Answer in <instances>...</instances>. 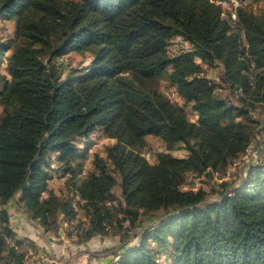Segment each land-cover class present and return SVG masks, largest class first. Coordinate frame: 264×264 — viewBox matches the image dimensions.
Masks as SVG:
<instances>
[{"label":"trees","instance_id":"trees-1","mask_svg":"<svg viewBox=\"0 0 264 264\" xmlns=\"http://www.w3.org/2000/svg\"><path fill=\"white\" fill-rule=\"evenodd\" d=\"M218 1L0 0V17L14 20L20 38L8 56L11 46L0 40V205L20 194L49 228L56 214L81 207L89 214L81 240L115 221L136 226L143 213L156 216L139 242L120 248L119 264H264V163L250 165L215 201L204 188L183 187L188 173L212 175L243 154L257 129L250 112L264 107V70L248 74L252 63L264 68V13L239 7L245 45ZM176 36L190 46L172 55ZM72 50L92 59L65 73L59 60ZM218 62L245 106L205 76L203 63ZM161 78L196 120L159 88ZM97 130L113 143L85 170L88 148L77 140ZM148 135L165 143L154 162L142 151ZM181 143L188 154L176 156ZM53 163L68 175L72 196L50 187ZM0 213V264H23L25 252L7 242L9 213Z\"/></svg>","mask_w":264,"mask_h":264},{"label":"rangeland","instance_id":"rangeland-1","mask_svg":"<svg viewBox=\"0 0 264 264\" xmlns=\"http://www.w3.org/2000/svg\"><path fill=\"white\" fill-rule=\"evenodd\" d=\"M245 6L249 10L254 11L255 13H264V0H248ZM0 40L7 41L11 46V49L6 53V56L12 51L14 44L20 40L19 36L15 33V23L13 19L8 17H0ZM189 43L183 40L181 37H174L169 45L168 50L170 54H176L180 50L187 49ZM92 56L89 51H79L72 50L69 53L65 54L59 62L61 66L64 67V72L67 73L71 68L76 70H82L87 67L91 62ZM197 62H202L201 58L198 56L195 57ZM5 63L2 64V69L5 70ZM204 73L209 79H211L216 84V91L223 97L227 98L228 101L239 105L245 106L243 100L241 99L240 93L237 90H234L230 87V84L224 80V68L221 63L209 64L203 63ZM171 69V66L169 67ZM159 88L164 91L171 99L174 101L183 104L188 113V116L192 120H196L198 115L191 109L190 104H185L183 99L179 98L175 89L169 84L166 78H161L158 81ZM251 108V107H250ZM3 106L0 103V117L2 116ZM257 120V129L255 130V137L251 143L259 142L264 138V108L256 115L252 117ZM78 144L83 148H88L87 155L85 158V170H90L93 168V159L95 154L106 157V146L113 143V140L106 136L103 130H97L92 133L89 137L80 138L77 140ZM145 156L151 162L157 160V154L162 151H166L165 143L160 136L148 135L146 137V145L142 150ZM172 153L176 156H184L188 154V150L181 143L179 147L175 150H172ZM263 154L261 151L253 155V150L245 151L239 157L235 158L225 169L218 170L213 172V174H204L199 176L194 173H188L186 176L184 188H204L208 192L207 200L215 201L218 200L222 195L229 190L230 187L237 184L241 179L246 175V167L254 162V159L259 158ZM58 164L53 163L52 174L53 177L49 182L51 188H53L59 195L64 197H70L73 195V192L68 188L67 178L68 175H63L58 169ZM228 189V190H227ZM119 200L122 199V190L119 184L115 186L114 189ZM117 202V201H116ZM6 205V204H5ZM5 205H0L1 208H5ZM77 214L74 216H66L64 212L56 214L57 220L61 218L62 222H68L65 230H72L75 233H79V229L82 228L86 222H89V214L81 207H76ZM1 214V213H0ZM160 214V213H159ZM2 218V217H1ZM74 222L69 223L70 221ZM157 222V217L151 213H143L139 220L136 222V226L133 225L128 219L115 225L109 224L110 228L108 232L98 233L102 242H105L108 247V253H115L119 248L123 249L126 246L136 244L140 240V232L153 225ZM3 226V224H2ZM87 226V225H85ZM84 226V227H85ZM58 228V221L55 227ZM97 234V235H98ZM122 236H126L123 240ZM105 238V239H104ZM153 246H155L153 244ZM110 248V249H109ZM154 250L156 249L153 248ZM163 255L162 260H165L166 251L162 250Z\"/></svg>","mask_w":264,"mask_h":264},{"label":"crops","instance_id":"crops-1","mask_svg":"<svg viewBox=\"0 0 264 264\" xmlns=\"http://www.w3.org/2000/svg\"><path fill=\"white\" fill-rule=\"evenodd\" d=\"M248 167L249 165L246 169ZM19 196L17 194L9 200L5 208L9 213V225L14 231V237L8 236L7 242L17 250L25 252L23 264H109L120 251L119 248L117 252L107 254V244L101 241L100 234L81 240L80 231H66L68 222H62L61 218L58 220L57 229L43 225L39 218L32 216L23 207ZM74 221L73 219L69 223ZM86 223L88 226L89 222Z\"/></svg>","mask_w":264,"mask_h":264},{"label":"built area","instance_id":"built-area-1","mask_svg":"<svg viewBox=\"0 0 264 264\" xmlns=\"http://www.w3.org/2000/svg\"><path fill=\"white\" fill-rule=\"evenodd\" d=\"M248 0H219L217 3L220 4L222 6V18L226 19L230 25V31L229 32H238V34L240 35L243 43L246 45V38H245V31L240 23L239 20V13H238V9L241 6H244L247 3ZM264 68H256L255 64L252 63L248 74L250 75L251 78H254L255 74H257L258 72H263ZM237 91L242 95L243 94V90L242 88H238ZM175 93L176 90H175ZM263 106L258 105L256 108L251 110V116L252 117H256V115L260 112V110H263ZM253 150V155L260 153L261 151L263 152V154H261L259 156V158L254 159V162H252L250 165L254 164V163H259L262 162L264 163V138H262V140H260L259 142H254L251 143L246 152ZM2 224L1 221V214H0V225ZM120 252H118L117 254H115L112 258V260L110 261L109 264H119L120 262Z\"/></svg>","mask_w":264,"mask_h":264}]
</instances>
